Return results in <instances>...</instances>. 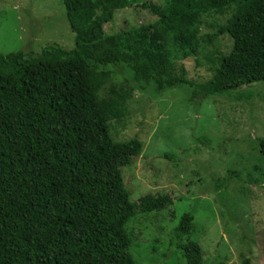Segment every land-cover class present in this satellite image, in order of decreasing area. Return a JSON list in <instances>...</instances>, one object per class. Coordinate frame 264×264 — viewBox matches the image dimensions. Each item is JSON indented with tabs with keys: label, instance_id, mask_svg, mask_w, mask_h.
I'll list each match as a JSON object with an SVG mask.
<instances>
[{
	"label": "trees",
	"instance_id": "1",
	"mask_svg": "<svg viewBox=\"0 0 264 264\" xmlns=\"http://www.w3.org/2000/svg\"><path fill=\"white\" fill-rule=\"evenodd\" d=\"M131 1L137 0H61L73 50L48 46L39 56L0 54V264H134L126 221L171 204L162 194L129 201L120 168L141 144L112 140L108 123L122 112L117 100L97 95L107 74L96 66L121 60L130 64L141 91L153 81L151 97L191 83L182 71L168 74L166 58L142 45L146 34L127 50L120 48L119 34L105 36L104 24ZM141 7L176 30L180 50L196 43L194 23L201 14L232 9L217 25L230 48L210 79L196 85L201 98L264 82V0H167L162 9L145 2ZM148 36L161 39L156 31ZM258 151L264 160V137ZM191 219L182 214L175 235H188ZM180 251L186 264H199L194 241L186 239Z\"/></svg>",
	"mask_w": 264,
	"mask_h": 264
},
{
	"label": "rangeland",
	"instance_id": "2",
	"mask_svg": "<svg viewBox=\"0 0 264 264\" xmlns=\"http://www.w3.org/2000/svg\"><path fill=\"white\" fill-rule=\"evenodd\" d=\"M167 0L131 1L104 24L105 36L119 34L120 48L131 40L161 53L168 74L191 82L151 97L153 81L141 91L129 63L97 65L107 81L99 97L117 100L122 116L109 121L112 140L136 138L140 151L120 168L129 201L143 195H167L171 204L158 211L136 213L124 231L134 264H186L180 245L186 239L200 249L199 264H264V160L258 142L264 137V82L243 85L228 94L208 95L197 84L210 79L218 57L231 40L218 32L232 9L201 14L194 23L196 43L180 50L159 16ZM61 0H0V54L21 50L39 56L48 46L75 48ZM156 31L161 39L152 41ZM132 36V37H131ZM131 37V38H130ZM130 38V39H129ZM172 67V68H171ZM191 213L188 235L173 229Z\"/></svg>",
	"mask_w": 264,
	"mask_h": 264
}]
</instances>
